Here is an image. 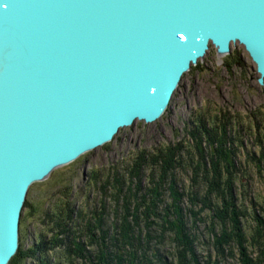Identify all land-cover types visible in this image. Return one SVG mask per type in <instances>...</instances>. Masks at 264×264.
Segmentation results:
<instances>
[{
	"label": "water",
	"instance_id": "obj_1",
	"mask_svg": "<svg viewBox=\"0 0 264 264\" xmlns=\"http://www.w3.org/2000/svg\"><path fill=\"white\" fill-rule=\"evenodd\" d=\"M232 43L264 84V0H0V264L35 182L155 122L210 44Z\"/></svg>",
	"mask_w": 264,
	"mask_h": 264
},
{
	"label": "trees",
	"instance_id": "obj_2",
	"mask_svg": "<svg viewBox=\"0 0 264 264\" xmlns=\"http://www.w3.org/2000/svg\"><path fill=\"white\" fill-rule=\"evenodd\" d=\"M206 113L186 128L193 143L187 140V144L168 145L151 158L140 155L132 167L128 187H124L125 178H116L112 204L107 202L108 188L113 184L108 181L101 189V204L79 217L84 225L76 221L71 224L75 210L70 203L62 209L48 210L45 222L55 232L53 238L46 241L40 237L41 241L29 251L22 250L21 242L9 264L27 258L38 264H66L64 260L67 264H201L196 231L208 217L211 240L206 264H225L227 259L237 264H264V202L261 195L251 193L248 185L250 176L264 177V123L259 126L254 117L255 130L251 131L260 149L247 151L243 163L235 146L243 144V138L239 129L235 131L233 119L225 113ZM177 168L191 173L195 189L191 187L187 194L178 189ZM147 170L149 185L143 189ZM168 190L170 198L166 196ZM244 194L250 196L251 210ZM112 209L115 220L108 222ZM80 236L89 238L90 251H84L86 245L75 240ZM58 237L68 243L61 246V261L51 256ZM168 245L174 250L172 257L164 250Z\"/></svg>",
	"mask_w": 264,
	"mask_h": 264
},
{
	"label": "rangeland",
	"instance_id": "obj_3",
	"mask_svg": "<svg viewBox=\"0 0 264 264\" xmlns=\"http://www.w3.org/2000/svg\"><path fill=\"white\" fill-rule=\"evenodd\" d=\"M259 77L256 63L242 44L232 43L230 52L223 55L219 54L217 47L210 44L205 56L184 74L167 110L159 119L151 123L138 120L135 124L122 128L112 141L83 154L69 164L56 168L45 180L35 182L30 187L26 199L28 205L23 208V222L20 223L19 243L20 245L23 243L22 250L33 249V245L41 241L40 237L46 241L53 238L55 232H51L49 224L45 222L46 212L52 208L62 209L70 203L75 210L71 224L76 221L84 225V219L79 217L87 216L101 204L104 195L101 189L108 181L113 183L109 185L107 198V202L112 204L114 199L111 194L115 192L113 185L116 178H125L124 187H128L132 167L140 155L143 157L146 154V158H151L159 149L168 145L177 142L187 144V140L193 143L186 128L197 116L207 114L206 112L211 115L225 113L230 116L229 119H233L235 131L239 129L243 138V144L239 142L235 145L240 150L239 161L245 163L247 151L260 149L258 145L256 146L251 131L255 130L254 117L257 118L259 126L264 123V84L259 82ZM148 171L142 179L143 189L149 185ZM176 174L179 191H185L187 194L192 187L191 173L189 170L177 168ZM248 179L251 193L261 195L264 202V177L255 174ZM193 189L195 188L192 187ZM238 190H241L240 185ZM143 193L147 192L144 190ZM166 196L170 198L169 190ZM244 199L245 204L249 205L250 196L244 194ZM187 202L186 197L185 207L188 205ZM108 213V222H113L115 211L112 209ZM206 219L209 225V217ZM207 223L200 222L196 231L200 239L196 245L201 264H206L210 243L208 240H211ZM57 239L59 243L51 256L58 259L62 256L61 246L68 243L60 241L61 237ZM75 240L86 245L84 251L91 250L89 238L80 236ZM164 250L169 257L174 252L169 245L164 247ZM61 260L64 259L60 258L59 261ZM63 262L67 264L66 260ZM80 263L83 264V261ZM12 264L38 262L27 258L23 262L17 260ZM225 264L237 262L234 259H227Z\"/></svg>",
	"mask_w": 264,
	"mask_h": 264
},
{
	"label": "bare ground",
	"instance_id": "obj_4",
	"mask_svg": "<svg viewBox=\"0 0 264 264\" xmlns=\"http://www.w3.org/2000/svg\"><path fill=\"white\" fill-rule=\"evenodd\" d=\"M223 54H225V53H220V55H223Z\"/></svg>",
	"mask_w": 264,
	"mask_h": 264
}]
</instances>
